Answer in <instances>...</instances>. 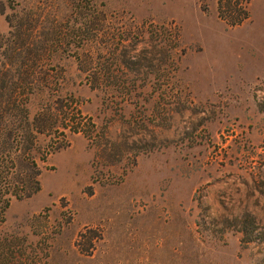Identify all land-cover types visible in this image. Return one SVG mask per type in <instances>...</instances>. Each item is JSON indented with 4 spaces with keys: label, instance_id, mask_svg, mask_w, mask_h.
Returning <instances> with one entry per match:
<instances>
[{
    "label": "rangeland",
    "instance_id": "rangeland-1",
    "mask_svg": "<svg viewBox=\"0 0 264 264\" xmlns=\"http://www.w3.org/2000/svg\"><path fill=\"white\" fill-rule=\"evenodd\" d=\"M243 2L231 24L218 0H0V86L33 88L40 130L18 147L0 115L11 183L39 169L0 202L16 264H264V0Z\"/></svg>",
    "mask_w": 264,
    "mask_h": 264
},
{
    "label": "trees",
    "instance_id": "trees-1",
    "mask_svg": "<svg viewBox=\"0 0 264 264\" xmlns=\"http://www.w3.org/2000/svg\"><path fill=\"white\" fill-rule=\"evenodd\" d=\"M218 14L231 24L238 23L247 16L243 0H218ZM28 74L31 73L28 72ZM32 91L33 88L31 86L22 89L18 87L10 88L7 86H0V115H4L6 112L10 111L15 112L13 115H21L26 124L24 128L22 126H16L15 129H13L16 145L18 147L21 145L23 139L22 134L25 131H27L29 135H32L30 134L32 131H40L35 128L34 121L31 124H29L28 121L26 103ZM63 119L65 120L63 127H69L72 131L81 130L87 137H89L90 134L88 130L83 128L85 121H88L87 123L90 124V127H94V123L90 122V117L81 114L79 110L74 111L72 106H68V108L64 109ZM48 151L51 150L48 149ZM18 156H20V154H18ZM42 159H45V156H42ZM27 163V173L23 176H19L12 181V183L10 180V171L4 169L0 164V202H2L4 206L8 205L10 195L19 198L22 196H29L40 189L39 180L37 179V175L39 174L37 164L33 159H30ZM14 251L13 248L0 244V264H16Z\"/></svg>",
    "mask_w": 264,
    "mask_h": 264
}]
</instances>
